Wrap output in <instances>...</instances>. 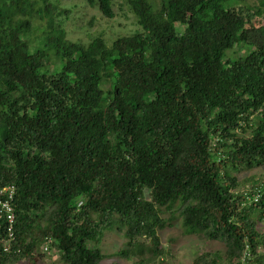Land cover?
<instances>
[{
    "label": "trees",
    "instance_id": "16d2710c",
    "mask_svg": "<svg viewBox=\"0 0 264 264\" xmlns=\"http://www.w3.org/2000/svg\"><path fill=\"white\" fill-rule=\"evenodd\" d=\"M86 1L114 17L116 0ZM257 1L125 0L140 29L84 44L57 0H0V189L15 187L16 215L12 240L0 217V264L45 256L49 239L64 264H105L115 226L118 255L156 264L161 209L177 201L186 233L226 246L190 264H240L246 244L264 257V180L243 191L232 174L264 164Z\"/></svg>",
    "mask_w": 264,
    "mask_h": 264
},
{
    "label": "rangeland",
    "instance_id": "374dc122",
    "mask_svg": "<svg viewBox=\"0 0 264 264\" xmlns=\"http://www.w3.org/2000/svg\"><path fill=\"white\" fill-rule=\"evenodd\" d=\"M250 4H257V0H248ZM153 9L161 7L162 0H150ZM59 10L63 12L56 21H62L66 30V37L72 41L87 44L94 36H103L108 44L120 36L132 34L136 29H140L137 25L136 17L128 8L125 0H116L114 3V17H106L95 5L86 0H57ZM67 11V13H66ZM36 33L42 34L37 28L43 25L39 17L33 19ZM179 28L184 29V25L180 24ZM44 35V34H43ZM240 53L237 49L229 52V55L237 56ZM240 183V190H249L254 181L264 180V164L258 165L252 169H240L232 171ZM161 217L164 226L159 227L158 234L161 238L162 245L166 248V256L163 260H156V264H190L199 252L206 250L225 252L226 246L223 240L210 241L209 239H200L194 234H188L183 227V207L179 201L174 203L171 208L163 207L161 209ZM257 218V216H255ZM259 229L263 231L264 222H259ZM151 242L144 243L145 255L149 254ZM129 247L127 238L124 236V229L118 230L115 226L111 230L105 232L103 241L100 243L102 252L106 255L105 264H133L144 255L134 254L133 259H128L125 255H118L122 249ZM43 250V248H42ZM41 250V251H42ZM45 252L46 255L35 260H24L20 264H64L60 259L58 251L50 249ZM44 253V254H45Z\"/></svg>",
    "mask_w": 264,
    "mask_h": 264
},
{
    "label": "built area",
    "instance_id": "2783aa9c",
    "mask_svg": "<svg viewBox=\"0 0 264 264\" xmlns=\"http://www.w3.org/2000/svg\"><path fill=\"white\" fill-rule=\"evenodd\" d=\"M15 197V187L9 186L0 189V217H5L8 224V233L9 239L12 240L14 238L15 232V223H16V215L15 208L13 205V200ZM260 197V193H256L254 197V201H257ZM51 242V239L48 240ZM9 241L5 242V247L8 246ZM45 249L48 250V245L45 246ZM254 258L251 249L246 244V248L243 251L242 255L239 257L240 264H250L251 260Z\"/></svg>",
    "mask_w": 264,
    "mask_h": 264
},
{
    "label": "clouds",
    "instance_id": "9594fccd",
    "mask_svg": "<svg viewBox=\"0 0 264 264\" xmlns=\"http://www.w3.org/2000/svg\"><path fill=\"white\" fill-rule=\"evenodd\" d=\"M51 242H52V240H51ZM51 242H46V243L44 244V247H43V250H44V251H48V250L52 249L51 246H50V243H51ZM46 245H48V247H49L48 250L45 249V246H46ZM260 250H261V251H264V250H262V249H260ZM161 259L163 260V258H161ZM262 259H264L263 256H262L260 259H258L259 261H257L256 258L254 257V258L251 260L250 264H264V261H262Z\"/></svg>",
    "mask_w": 264,
    "mask_h": 264
}]
</instances>
